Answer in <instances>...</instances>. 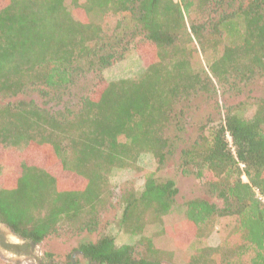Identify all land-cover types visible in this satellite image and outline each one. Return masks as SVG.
Returning a JSON list of instances; mask_svg holds the SVG:
<instances>
[{
	"label": "trees",
	"instance_id": "trees-1",
	"mask_svg": "<svg viewBox=\"0 0 264 264\" xmlns=\"http://www.w3.org/2000/svg\"><path fill=\"white\" fill-rule=\"evenodd\" d=\"M231 1L0 0V223L35 244L64 227L98 233L76 264H163L153 236L117 244L101 231L117 196L111 173L148 154L142 186L119 194V229L140 236L158 224L180 241L229 218L218 245L174 264H264V97L208 115L187 137L199 98L264 78V0ZM97 8L118 14V27L91 21ZM132 43L145 60L137 77H99L77 111L50 109ZM176 155L214 198L177 201L176 181L159 175Z\"/></svg>",
	"mask_w": 264,
	"mask_h": 264
},
{
	"label": "rangeland",
	"instance_id": "rangeland-1",
	"mask_svg": "<svg viewBox=\"0 0 264 264\" xmlns=\"http://www.w3.org/2000/svg\"><path fill=\"white\" fill-rule=\"evenodd\" d=\"M230 2L233 3L231 0ZM88 16L91 21L102 25L107 30L118 27L120 20L119 15L113 11L98 8L90 11ZM144 66L143 54L138 49H135L132 43L124 55L109 67L100 71L87 72L80 77L75 85L63 92L60 101L56 99L51 102L52 106L50 109L56 113H67L69 110L75 112L81 106L83 100L90 95L99 77L106 81L135 78L142 72ZM255 97H264V78H256L239 87L226 86L225 88H218L214 96L206 100L199 98L197 100L199 103L198 107H195V110L189 116V130L192 134H188L187 137L194 136L196 124L205 120L208 115L218 119L228 106L238 104L241 101H251ZM217 104H219V107H217ZM252 110V108H247L245 113L249 114ZM178 159L177 155L170 159L159 173L163 177L173 178L176 181L179 190L177 201L183 203L195 197L214 198L215 194H213L207 183L208 178L198 177L194 173H183ZM154 167V158L147 154L136 165L111 173L110 181L115 188L117 196L114 199V206L105 216L101 231L112 234L117 244H136L141 236H153L163 264L182 262L199 246L218 245L226 237L233 223L229 218H214L208 224L207 232L204 236L194 237L193 232L192 234L185 232L180 235V241L170 232L159 233L161 228L158 224L148 225L140 236L125 233L118 228L114 220L119 212L118 198L121 189L124 186L140 188L144 182L143 176L139 173L140 168L151 169ZM260 197L264 199V196L260 195ZM2 230H5L14 242H18V237L0 223V232ZM98 236V233L77 234L66 227L60 228L57 233L50 235L39 244H35L34 252L31 255L18 252L17 248L11 247V245L8 246L9 248L0 245V264H71L72 262L76 264L78 260H82V253L76 251L82 240H94ZM41 258L43 259L42 263L39 262Z\"/></svg>",
	"mask_w": 264,
	"mask_h": 264
},
{
	"label": "flooded vegetation",
	"instance_id": "flooded-vegetation-1",
	"mask_svg": "<svg viewBox=\"0 0 264 264\" xmlns=\"http://www.w3.org/2000/svg\"><path fill=\"white\" fill-rule=\"evenodd\" d=\"M2 224V223H1ZM2 226L4 227V228H6V229H8V231H10L11 232V230L6 226V225H4V224H2ZM17 237V236H16ZM18 244L16 243V242H14L13 241V239H11L10 237H9V235L6 233V231L5 230H2L1 232H0V245H4V246H6V247H8L9 245H11V247H16L17 248V250H18V252H22V253H24V254H26V255H28V254H32V252H34V244H33V242H28V241H25V240H22V239H20L19 237H18ZM14 242V243H13ZM29 243H30V245H29ZM9 248V247H8ZM42 261H43V259L41 258L40 260H39V262L40 263H42Z\"/></svg>",
	"mask_w": 264,
	"mask_h": 264
},
{
	"label": "water",
	"instance_id": "water-1",
	"mask_svg": "<svg viewBox=\"0 0 264 264\" xmlns=\"http://www.w3.org/2000/svg\"><path fill=\"white\" fill-rule=\"evenodd\" d=\"M35 245V243H33Z\"/></svg>",
	"mask_w": 264,
	"mask_h": 264
}]
</instances>
